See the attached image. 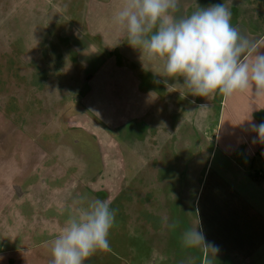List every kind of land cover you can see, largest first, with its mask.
I'll return each instance as SVG.
<instances>
[{
    "label": "crops",
    "instance_id": "obj_1",
    "mask_svg": "<svg viewBox=\"0 0 264 264\" xmlns=\"http://www.w3.org/2000/svg\"><path fill=\"white\" fill-rule=\"evenodd\" d=\"M123 3L124 0H85L82 24L71 27L66 36L81 65L77 75L80 90L84 92L81 107L85 109L83 105L94 93L106 94L111 105L98 102L97 114L103 116L104 121L109 120L111 118L107 117L111 114L104 113V109L112 107L113 116L109 121L114 123L113 126L129 125L133 127L131 134L136 140H145V150L129 152L131 162L139 160L141 167L142 163L154 165L159 158L162 160L153 167L145 196H151L153 188L161 190L165 197H171L179 188L182 192L175 221L170 220V207L162 195L157 213L154 210L156 198L142 203L148 215L144 217L146 231L142 232L143 238H138L135 233L133 242L135 238L143 239L144 248L130 247L129 264H264V142L259 141L251 127L264 123V98L254 99L249 90L230 98L216 94L207 99L193 96L187 89L179 87L183 84L182 78L177 81L161 76L163 61L150 60L139 49L130 46L126 33L114 24V16ZM223 3L230 8L231 23L241 36L264 44V0H178L174 15L177 18L188 16L196 5L206 8ZM101 15L109 20L101 23ZM260 52L264 53V48ZM165 80L177 86L168 89ZM202 104H207L209 109L194 112ZM185 124L200 128L213 126L215 133L214 139L208 141L212 151L195 153L189 162L185 157L179 158L180 154L171 156L164 150L171 137ZM140 127L146 128L150 136L138 138L136 132ZM152 129H155V135ZM53 154L45 155L53 160L45 170H57V152ZM32 155H22L21 159H35ZM7 156L0 152V196L9 202L12 200L9 184L26 174L34 175L36 170L35 164L23 169L19 165L11 167L8 159L12 155ZM68 157L65 155L66 159ZM68 169L66 165L63 172ZM52 174L47 173L50 178ZM39 186L33 190L30 186L21 189L22 197L17 203L29 199L28 202L34 204L44 191H49L48 197H56L55 189L45 183ZM155 217H162L164 221L161 231L153 229L151 222ZM136 219L135 215L133 220ZM197 225L206 243L218 249L214 255L182 244V234ZM0 237L14 241L18 234L10 231L5 220L0 223Z\"/></svg>",
    "mask_w": 264,
    "mask_h": 264
},
{
    "label": "rangeland",
    "instance_id": "obj_2",
    "mask_svg": "<svg viewBox=\"0 0 264 264\" xmlns=\"http://www.w3.org/2000/svg\"><path fill=\"white\" fill-rule=\"evenodd\" d=\"M84 2L0 0V152L7 153L8 158L12 155L8 159L11 167L19 165L23 169L35 164L36 170L34 175L26 174L9 184L12 200L7 202L0 196V223L8 221L10 231L18 234L14 241L0 237V264H50L52 241L66 217L74 208L97 198L109 201L117 216L109 236L110 249L97 251L86 264H129L130 247L144 248L143 239L135 238L133 242L135 233L143 238L146 231L147 214L142 203L156 198V213L160 206L161 190L153 188L147 197L144 191L153 167L162 160L159 158L154 165L142 163L141 167L139 160L131 162L129 152L145 150V140H136L129 125L113 126L109 121L112 107L104 109V113L111 114L109 120L97 114L98 102L111 105L106 94L94 93L83 105L85 109L81 107L84 92L77 82L81 65L66 35L71 27L82 24ZM108 18L101 15L99 21L104 23ZM152 132L155 135V129ZM145 135L150 136L146 128L136 132L140 139ZM214 135L213 126L185 124L164 150L171 156L180 154L179 158L189 162L195 153L212 151L208 141ZM53 152L58 156L57 170H45L53 161L45 155H54ZM32 154L35 159H21L22 155ZM66 165L70 170L63 172ZM49 172L53 173L51 178ZM44 183L56 190V197H48L49 191H44L36 205L29 199L17 203L22 197L21 189L30 186L33 190ZM173 193L171 197L162 195L170 207L171 221L179 213L182 195L180 188ZM163 222L162 217L153 218L154 231H161Z\"/></svg>",
    "mask_w": 264,
    "mask_h": 264
},
{
    "label": "clouds",
    "instance_id": "obj_3",
    "mask_svg": "<svg viewBox=\"0 0 264 264\" xmlns=\"http://www.w3.org/2000/svg\"><path fill=\"white\" fill-rule=\"evenodd\" d=\"M178 0H124L114 24L127 35V42L150 60L163 61L161 76L179 81L193 96L210 99L216 94L230 98L251 90L254 99L264 98V44L241 36L225 3L206 8L195 6L190 15L177 18ZM159 82V81H157ZM174 88L177 85L168 84ZM202 104L194 112L207 111ZM264 142V123L252 124ZM117 210L99 198L74 208L56 234L50 264H86L97 251L110 249L109 236ZM186 248L215 254L202 231L186 230L181 237Z\"/></svg>",
    "mask_w": 264,
    "mask_h": 264
}]
</instances>
